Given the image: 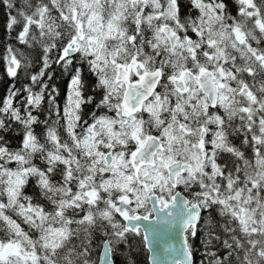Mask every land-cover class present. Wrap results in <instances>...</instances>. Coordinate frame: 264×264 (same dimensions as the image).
I'll use <instances>...</instances> for the list:
<instances>
[{"label": "snow or ice", "instance_id": "1", "mask_svg": "<svg viewBox=\"0 0 264 264\" xmlns=\"http://www.w3.org/2000/svg\"><path fill=\"white\" fill-rule=\"evenodd\" d=\"M0 3V264H264V0Z\"/></svg>", "mask_w": 264, "mask_h": 264}, {"label": "trees", "instance_id": "2", "mask_svg": "<svg viewBox=\"0 0 264 264\" xmlns=\"http://www.w3.org/2000/svg\"><path fill=\"white\" fill-rule=\"evenodd\" d=\"M237 7L238 6L236 5L235 0H229V10L233 15L236 14ZM5 12L6 7L2 3H0V53H3L4 44L6 42H10L9 37L6 35L4 27L7 20ZM53 68L55 69L54 81L60 91L59 100L62 105L70 75H61L62 69H60L58 66L54 65ZM12 83L13 81L9 77H7L4 72V62L0 60V99L5 96L6 90ZM19 86L20 85L18 84L17 87ZM37 131H40V129L38 128ZM27 191L29 194H31L33 189L29 188ZM213 223L215 222L213 221ZM203 239L204 232L200 231L197 233V238L193 241L195 245L194 257L196 264H199V261L201 259L203 251ZM128 243L130 247L126 248L124 245H120L119 249L115 253L113 257L115 260V264H150L149 251L145 243L141 242V238L139 236L130 237Z\"/></svg>", "mask_w": 264, "mask_h": 264}, {"label": "water", "instance_id": "3", "mask_svg": "<svg viewBox=\"0 0 264 264\" xmlns=\"http://www.w3.org/2000/svg\"><path fill=\"white\" fill-rule=\"evenodd\" d=\"M155 220V214L150 221H144L145 225L153 224ZM180 229L173 228L170 231H165L163 227L160 228L159 234L150 240H153L152 247L155 249V252L149 251V245L145 243L149 251V261L152 264L153 255L156 256L159 264H173V262L178 258V253L176 249L180 244ZM114 259V258H113ZM195 260V257H194Z\"/></svg>", "mask_w": 264, "mask_h": 264}, {"label": "flooded vegetation", "instance_id": "4", "mask_svg": "<svg viewBox=\"0 0 264 264\" xmlns=\"http://www.w3.org/2000/svg\"><path fill=\"white\" fill-rule=\"evenodd\" d=\"M67 88H68V84H67ZM67 88H66V91H65V95H66V92H67ZM65 98V97H64Z\"/></svg>", "mask_w": 264, "mask_h": 264}]
</instances>
